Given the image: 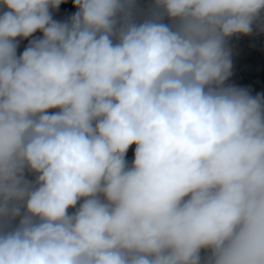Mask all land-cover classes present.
I'll return each instance as SVG.
<instances>
[{
    "label": "clouds",
    "instance_id": "1",
    "mask_svg": "<svg viewBox=\"0 0 264 264\" xmlns=\"http://www.w3.org/2000/svg\"><path fill=\"white\" fill-rule=\"evenodd\" d=\"M66 3L0 0V264H264V0Z\"/></svg>",
    "mask_w": 264,
    "mask_h": 264
},
{
    "label": "crops",
    "instance_id": "2",
    "mask_svg": "<svg viewBox=\"0 0 264 264\" xmlns=\"http://www.w3.org/2000/svg\"><path fill=\"white\" fill-rule=\"evenodd\" d=\"M143 5L147 4L149 0H138ZM72 0H67L66 4L61 5L60 9L54 13V18L58 20L65 19L75 11L71 7ZM37 35H39L37 33ZM259 46L264 49V37L259 38ZM27 45V41H21L18 49V54L23 51ZM232 47V76L228 83L233 84L237 87H244L251 90L252 94L264 93V69L255 67L252 65V60L248 58L244 52V49L237 37H234L230 41ZM134 148L129 149L126 159L134 157Z\"/></svg>",
    "mask_w": 264,
    "mask_h": 264
},
{
    "label": "trees",
    "instance_id": "3",
    "mask_svg": "<svg viewBox=\"0 0 264 264\" xmlns=\"http://www.w3.org/2000/svg\"><path fill=\"white\" fill-rule=\"evenodd\" d=\"M264 35L241 36L238 37L244 52L248 58L252 60V65L264 69V50L259 46L257 38Z\"/></svg>",
    "mask_w": 264,
    "mask_h": 264
},
{
    "label": "built area",
    "instance_id": "4",
    "mask_svg": "<svg viewBox=\"0 0 264 264\" xmlns=\"http://www.w3.org/2000/svg\"><path fill=\"white\" fill-rule=\"evenodd\" d=\"M132 159H133V158H129V159H127V160H128L129 162H131V161H132Z\"/></svg>",
    "mask_w": 264,
    "mask_h": 264
},
{
    "label": "rangeland",
    "instance_id": "5",
    "mask_svg": "<svg viewBox=\"0 0 264 264\" xmlns=\"http://www.w3.org/2000/svg\"><path fill=\"white\" fill-rule=\"evenodd\" d=\"M256 40H257V42H258V41H260V39H259V38H257ZM263 50H264V49H263Z\"/></svg>",
    "mask_w": 264,
    "mask_h": 264
}]
</instances>
